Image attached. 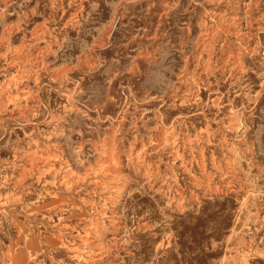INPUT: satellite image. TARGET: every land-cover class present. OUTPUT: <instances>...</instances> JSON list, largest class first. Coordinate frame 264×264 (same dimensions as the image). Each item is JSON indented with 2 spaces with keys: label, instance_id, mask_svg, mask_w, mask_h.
Here are the masks:
<instances>
[{
  "label": "rangeland",
  "instance_id": "rangeland-1",
  "mask_svg": "<svg viewBox=\"0 0 264 264\" xmlns=\"http://www.w3.org/2000/svg\"><path fill=\"white\" fill-rule=\"evenodd\" d=\"M0 264H264V0H0Z\"/></svg>",
  "mask_w": 264,
  "mask_h": 264
}]
</instances>
